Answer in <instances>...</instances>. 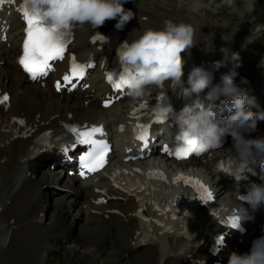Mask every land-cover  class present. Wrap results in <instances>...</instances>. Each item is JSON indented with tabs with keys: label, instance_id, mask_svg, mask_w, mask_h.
<instances>
[{
	"label": "bare ground",
	"instance_id": "obj_1",
	"mask_svg": "<svg viewBox=\"0 0 264 264\" xmlns=\"http://www.w3.org/2000/svg\"><path fill=\"white\" fill-rule=\"evenodd\" d=\"M159 2H143L138 7L131 8L134 18L139 21L141 32L152 28L153 20H144L141 17L143 12L157 16L163 26L168 21L155 5ZM200 9L202 8L194 7L187 10L188 20L185 24L193 27L194 41L181 56L183 61L189 63L195 58L198 60L203 57L202 48L197 47L204 39ZM17 30L16 27L10 28L8 43L14 45L19 41ZM88 31L78 32V46L89 49ZM199 52L200 54L195 55ZM252 67L250 65L248 68L251 73L255 69ZM260 71L264 73V69ZM236 83H239L238 79ZM214 84L218 83L214 81ZM160 93H165L170 103H176L180 90L173 91L168 82L164 89H152L145 97L136 100L128 98L104 109L94 98L88 97L86 92L66 95L57 93L52 81L29 83L19 69L18 53L11 51L7 43L1 42L0 99L5 95L8 97L6 102L0 103V161L5 162L0 187L1 247L20 228L29 235L39 236L43 255L47 250L55 248L53 239L58 242L66 241L69 234L74 237L80 226H91L86 232L98 242H106L113 235L110 231L102 230L101 224H105L120 228L121 238L128 245L129 251L147 246L144 258L132 264H196L197 261L201 264H211L214 261L228 263L232 252L247 253L251 240L259 235L261 227L264 231V206L255 212L246 208L251 211V216L248 217L249 233L237 247L232 243L228 244L235 238L239 239V236L231 228L221 226L220 220L236 206L240 208L242 205L245 208L236 199L237 192L241 190L240 185L245 182L241 180L239 183H232L221 174L218 166L219 151L200 159L175 162L168 158L158 159L157 150L152 148L150 154L155 155L150 156L148 161L125 162L127 148L131 146L129 144L114 155L119 161L106 167L98 177L86 179L83 183H77L74 177L65 176L62 171L54 170L50 165L41 169L43 162L61 158L63 146L74 145L71 135L62 137L66 132L63 129L67 130L69 124H86V127L105 124L106 127L111 125L116 131L128 124L131 115L137 116L143 112L150 116L161 102L158 97ZM143 105L144 108H141ZM112 127L109 129H113ZM46 131L51 132L48 145L43 144L39 137ZM225 150L235 151L233 141L222 152ZM199 165H203L204 170ZM124 169L131 173L126 174ZM182 176L201 177L214 186L216 196L226 197L215 202L211 208L199 205L195 207L194 203L198 204L199 199L193 196L190 202L186 195L187 190H192L184 187L182 180L175 182L176 177ZM56 186L62 190L59 192L60 196L49 197L50 189ZM100 197L105 198L104 204L96 203ZM53 207L56 209L53 210ZM166 208L169 210H165ZM175 209H178L177 218L173 217ZM192 209L196 210L199 218L194 217ZM16 211L22 212L18 214ZM45 212L53 214L52 220H49L48 214L44 216ZM254 231L257 232L252 236ZM215 233L221 234L227 244L217 255H212L210 248ZM124 253L128 255L127 252ZM93 257L91 264H97L101 258L99 247L94 248Z\"/></svg>",
	"mask_w": 264,
	"mask_h": 264
},
{
	"label": "clouds",
	"instance_id": "obj_2",
	"mask_svg": "<svg viewBox=\"0 0 264 264\" xmlns=\"http://www.w3.org/2000/svg\"><path fill=\"white\" fill-rule=\"evenodd\" d=\"M225 2L230 3V0ZM126 3L128 0H27L30 14L34 13L41 26L52 30L53 35L70 25L89 24L97 28L109 20H116L115 27L122 30L135 16L131 9L124 7ZM193 41L191 25L171 20L165 21L160 29L143 30L131 43L125 41L118 48L117 56L122 65L121 77L127 95L133 100L145 97L150 88L164 89L165 82H169L173 91L179 89L184 94L199 95L207 89L206 106L198 100L194 104H186L175 115L179 130L174 149L199 157L216 146L221 136L230 135L237 158L243 164L259 159L264 168V137L248 138L244 134L255 127L257 117L264 120V113L253 112L255 99L238 92L234 84L239 54L231 53L229 56L227 49H221L225 59L214 62V68L218 70L228 62L233 63V68L221 75L220 83L213 84L214 74L204 66H194L185 82L182 79L184 61L181 53L190 48ZM221 96L230 99L216 104ZM160 99L155 111L158 117L167 120L173 114V107L165 93H161ZM225 111L228 114L222 116ZM235 179L239 183L247 178L237 175ZM236 199L247 203L255 212L264 206V185L251 183L245 193L238 192ZM246 212L242 205L240 208L236 206V223L244 218ZM228 264H264V251L253 249L243 254L234 251Z\"/></svg>",
	"mask_w": 264,
	"mask_h": 264
},
{
	"label": "rangeland",
	"instance_id": "obj_3",
	"mask_svg": "<svg viewBox=\"0 0 264 264\" xmlns=\"http://www.w3.org/2000/svg\"><path fill=\"white\" fill-rule=\"evenodd\" d=\"M159 1L164 2L165 0ZM216 1L217 2H210V0H167L162 4L164 6L162 11L169 15V19L172 22H180L186 18L185 8L190 9L194 7L202 8L199 14H203L204 16L208 14L205 17L213 18V20L218 23H225L229 21V19L238 21L242 15H249L251 18L257 16L254 22L257 29L259 28L258 31L264 29V0H230V3L219 0ZM128 2L131 5L134 4V0H129ZM137 3H140V0H136V4ZM126 6H128V4L124 5V7ZM131 23L133 32V19L130 21V24ZM203 23H205L204 18ZM258 41L257 49L259 51L264 50V35ZM4 172L5 167L1 165L0 187L2 186L1 176ZM55 196L58 197L60 195H51L52 198ZM55 209L56 208L53 207V210ZM21 212L22 211H16L18 214H21ZM48 215L49 220H52L54 217L53 214L49 213ZM101 225L102 230L112 233L113 237L111 240L107 239L106 242L100 243V241L98 242V240L86 232L88 227L89 229L92 228L91 226H80L79 231H75L74 233L75 240L73 242L71 240L70 242H58V240L53 239L52 243L56 245L55 248L58 250L53 253L47 250L44 255L41 249L42 243L40 239H38L39 236L35 235V237L29 235V233L24 232V229L20 228L12 235V238H14L13 240L9 237L4 246L1 247L0 245V264H39V260L42 261L40 264H91L94 261L93 251L95 247H99L101 256L97 264H132V262L144 258L147 250L129 251L128 245H126L121 238L120 228L105 224ZM116 230H118V232ZM0 232H2V230H0ZM120 242L123 243L121 244ZM124 252H127L128 255H125ZM37 257H39L38 260ZM40 257L42 259H40Z\"/></svg>",
	"mask_w": 264,
	"mask_h": 264
},
{
	"label": "snow or ice",
	"instance_id": "obj_4",
	"mask_svg": "<svg viewBox=\"0 0 264 264\" xmlns=\"http://www.w3.org/2000/svg\"><path fill=\"white\" fill-rule=\"evenodd\" d=\"M4 0H0V3H3ZM25 9L24 17L27 21L26 29V39L23 44V54L19 59V63L24 67L33 79H37L40 76L47 75V72L51 70V65L49 61L54 59H63V53L66 50L68 41L64 39L66 35V27L62 32L53 35L52 30L45 29L41 26V23L36 20L35 14L29 12L27 7V0H25ZM97 39H103V37H98ZM73 75L83 78L84 75V66L77 65L75 58H73ZM91 67V65H88ZM65 81H71L72 76H65ZM108 80L113 82V77L108 76ZM114 87L116 89H121L124 87L123 77L119 78V82H114ZM57 90H60L59 83L57 84ZM8 97L5 95L0 99V103L6 102ZM108 104H105L107 107ZM158 119H161L158 117ZM139 133L137 138L147 144V128L140 127L138 125ZM69 131H71L76 136V142L78 144L89 145V150L85 155L80 157L81 161V172L80 174L85 175L84 169H87L88 172L98 171L106 163V155L110 150L106 140H97L95 137L99 134L104 135L103 127L92 126L91 128L80 129L76 126H70ZM67 151V149H64ZM165 151H168L165 148ZM186 152L182 150H177L178 158H184ZM151 175V174H150ZM203 186L201 185V188ZM206 192L207 190L204 189ZM207 199L211 200L212 196L208 193ZM237 225L235 219L231 223V227ZM222 239V238H221ZM219 243V241H218Z\"/></svg>",
	"mask_w": 264,
	"mask_h": 264
}]
</instances>
